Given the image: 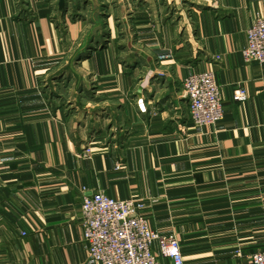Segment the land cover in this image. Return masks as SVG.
Wrapping results in <instances>:
<instances>
[{
    "label": "crops",
    "instance_id": "crops-1",
    "mask_svg": "<svg viewBox=\"0 0 264 264\" xmlns=\"http://www.w3.org/2000/svg\"><path fill=\"white\" fill-rule=\"evenodd\" d=\"M260 17L264 0H0V264H100L81 225L100 192L143 202L185 264L264 251V64L242 54ZM205 72L224 118L196 128L182 83Z\"/></svg>",
    "mask_w": 264,
    "mask_h": 264
},
{
    "label": "built area",
    "instance_id": "built-area-1",
    "mask_svg": "<svg viewBox=\"0 0 264 264\" xmlns=\"http://www.w3.org/2000/svg\"><path fill=\"white\" fill-rule=\"evenodd\" d=\"M242 54L247 63L264 64V17L257 18L247 31V46ZM182 88L196 128L216 127L223 120V99L214 73L190 75ZM247 99L246 89L236 88L233 100L246 102ZM91 154L89 145L83 155ZM144 209L143 202L133 199L115 200L101 192L85 195L81 225L89 258L100 264H162L153 250L157 243L161 258L172 264H185L177 236L153 231L141 215ZM237 254L240 256V251ZM249 264H264V251L253 254Z\"/></svg>",
    "mask_w": 264,
    "mask_h": 264
},
{
    "label": "water",
    "instance_id": "water-1",
    "mask_svg": "<svg viewBox=\"0 0 264 264\" xmlns=\"http://www.w3.org/2000/svg\"><path fill=\"white\" fill-rule=\"evenodd\" d=\"M66 1L67 0H59V9L61 11L65 10L66 9ZM73 2H76V0H73Z\"/></svg>",
    "mask_w": 264,
    "mask_h": 264
}]
</instances>
